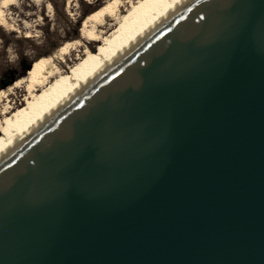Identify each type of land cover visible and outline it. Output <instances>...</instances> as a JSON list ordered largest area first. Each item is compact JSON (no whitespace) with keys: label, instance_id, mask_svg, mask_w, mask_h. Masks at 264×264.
Returning <instances> with one entry per match:
<instances>
[{"label":"water","instance_id":"95a60500","mask_svg":"<svg viewBox=\"0 0 264 264\" xmlns=\"http://www.w3.org/2000/svg\"><path fill=\"white\" fill-rule=\"evenodd\" d=\"M0 264H264V0H193L1 161Z\"/></svg>","mask_w":264,"mask_h":264},{"label":"bare ground","instance_id":"6f19581e","mask_svg":"<svg viewBox=\"0 0 264 264\" xmlns=\"http://www.w3.org/2000/svg\"><path fill=\"white\" fill-rule=\"evenodd\" d=\"M192 1L108 0L88 14L78 39L40 57L24 76L0 89V162ZM15 4L16 0H0V26L13 31L5 11ZM95 43L98 52L90 55ZM16 91L24 92L22 102L27 107L21 112Z\"/></svg>","mask_w":264,"mask_h":264},{"label":"rangeland","instance_id":"374dc122","mask_svg":"<svg viewBox=\"0 0 264 264\" xmlns=\"http://www.w3.org/2000/svg\"><path fill=\"white\" fill-rule=\"evenodd\" d=\"M107 1L16 0L17 5L5 11L9 18L8 23L13 26L14 31L8 29L9 27L0 26V89H7L15 80L24 76L27 67L29 68L40 57L53 54L67 41L78 39L81 19L84 18L83 11L96 10ZM85 4H91V7ZM118 29L110 32L105 39H111ZM97 50L98 46L95 43L90 55L97 53ZM53 86L54 83L51 87ZM23 95L24 92L19 91L14 95L18 96L16 104L23 105L19 112L27 107L22 102ZM14 96H11V99ZM15 115V118L19 116Z\"/></svg>","mask_w":264,"mask_h":264},{"label":"trees","instance_id":"16d2710c","mask_svg":"<svg viewBox=\"0 0 264 264\" xmlns=\"http://www.w3.org/2000/svg\"><path fill=\"white\" fill-rule=\"evenodd\" d=\"M85 6H87V7H91V4H85ZM94 11V10H93ZM93 11H89V10H87V9H85L84 11H83V17L85 18L88 14H90L91 12H93ZM83 18V19H84ZM81 21H82V19H81ZM80 22V20L78 21V23ZM28 70V67H27V69H26V71Z\"/></svg>","mask_w":264,"mask_h":264}]
</instances>
